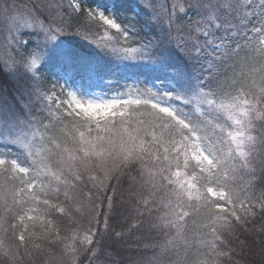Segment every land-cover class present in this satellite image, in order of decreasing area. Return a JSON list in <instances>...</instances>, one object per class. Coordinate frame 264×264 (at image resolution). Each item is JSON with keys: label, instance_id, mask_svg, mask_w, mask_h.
Here are the masks:
<instances>
[{"label": "snow or ice", "instance_id": "obj_1", "mask_svg": "<svg viewBox=\"0 0 264 264\" xmlns=\"http://www.w3.org/2000/svg\"><path fill=\"white\" fill-rule=\"evenodd\" d=\"M0 264H264V0H0Z\"/></svg>", "mask_w": 264, "mask_h": 264}, {"label": "trees", "instance_id": "obj_2", "mask_svg": "<svg viewBox=\"0 0 264 264\" xmlns=\"http://www.w3.org/2000/svg\"><path fill=\"white\" fill-rule=\"evenodd\" d=\"M144 35V34H142ZM69 39L75 41L76 43L86 47V48H91V45L85 41L82 40L80 37H69ZM125 82L124 81H120V85H123ZM106 91H112L110 89H105ZM123 221H121L122 223ZM136 239V236L133 235L132 237L128 238V243L127 244H122V245H116L115 247L120 251V256L117 257L118 259H124L127 260V258L129 256H135V252L134 251H128L129 246L131 245L134 248V241ZM251 259H256V257H252Z\"/></svg>", "mask_w": 264, "mask_h": 264}]
</instances>
